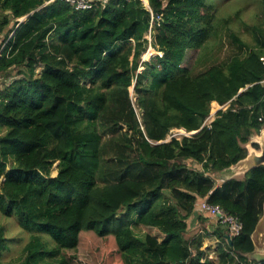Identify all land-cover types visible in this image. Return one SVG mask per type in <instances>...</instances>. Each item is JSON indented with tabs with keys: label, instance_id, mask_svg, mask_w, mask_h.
Instances as JSON below:
<instances>
[{
	"label": "trees",
	"instance_id": "16d2710c",
	"mask_svg": "<svg viewBox=\"0 0 264 264\" xmlns=\"http://www.w3.org/2000/svg\"><path fill=\"white\" fill-rule=\"evenodd\" d=\"M146 1L76 10L62 0H0V215L55 245L33 235L10 264H69L64 251L87 232L112 238L102 264L251 263L264 166L219 184L211 174L246 158L263 127L264 24L252 45L230 33L235 55L193 74L186 52H205L230 19L206 0ZM148 46L156 55L142 61ZM224 104L203 126L210 106ZM174 128L195 133L165 141ZM203 200L242 225L230 242L214 231L216 263L202 234L185 237L195 217L209 216ZM4 241L0 228V255Z\"/></svg>",
	"mask_w": 264,
	"mask_h": 264
},
{
	"label": "rangeland",
	"instance_id": "374dc122",
	"mask_svg": "<svg viewBox=\"0 0 264 264\" xmlns=\"http://www.w3.org/2000/svg\"><path fill=\"white\" fill-rule=\"evenodd\" d=\"M206 3L208 5L217 6L218 16L224 19L229 18L230 20L227 25L219 27L218 33L220 37L214 44L213 42L210 43L205 52L202 54L199 50H188L186 52L183 66L188 67L193 74H198L204 71L212 63L227 61L235 55L237 47L229 37L230 33L237 34L243 42L252 45L253 35L256 29L264 24V16L259 0H206ZM235 13H237V16ZM21 20H23V18L19 19V21ZM147 38L149 39V35H147ZM154 55H156L155 50L151 46H148L147 50L142 55V61H147ZM129 93L137 117L140 120L141 111L135 105V95L132 86L129 88ZM227 107L228 104L216 107L211 105L207 122H210L213 118H215V114L219 110H225ZM207 122L206 124H209ZM203 124L205 125V122H203ZM184 133L190 135V132L187 133L184 129H178L173 132L169 131L166 138H169L171 134L179 135L181 137ZM259 134L260 133L254 134L253 138L258 137ZM253 138H251V141ZM251 148V144H248V150ZM187 164L195 168H200V165L193 162H187ZM55 166L56 164L52 167V176L57 174ZM231 175V171L211 174L216 184L221 183V181L229 177L237 179L243 178V173H235L232 176ZM198 220H201V223L199 222L200 226L195 224V228L193 229L192 224L188 232L185 234V237L191 239L197 234H202L204 236L202 250H205L208 257L216 263L217 259L214 251L218 245V241L213 233L216 229H221L223 227L214 220H207L202 216H198ZM0 228L3 229V238L5 240L4 249L0 255V261L3 264H10L19 261V259L23 256L22 251L24 246L29 242L33 235L40 236L41 239L47 243L48 249L55 247L49 234L46 232H27L20 227L16 217H5L0 215ZM199 229L202 231H199ZM145 232L161 237V234L158 233L156 229H135V233L139 236ZM79 239V244L76 250L64 251V255L68 258L69 264H102L101 258L108 256L111 251H114V248H111V246L114 247L111 237L103 239L99 238L92 232H87L82 233ZM253 257V255L246 256V258L251 262L250 264L253 263Z\"/></svg>",
	"mask_w": 264,
	"mask_h": 264
},
{
	"label": "water",
	"instance_id": "95a60500",
	"mask_svg": "<svg viewBox=\"0 0 264 264\" xmlns=\"http://www.w3.org/2000/svg\"><path fill=\"white\" fill-rule=\"evenodd\" d=\"M146 7H148V3L145 0H141ZM242 92V90H240ZM195 132H192L194 134ZM259 136L251 138L252 141L248 144H251L252 148L248 150V144L246 145V148L248 150V154L246 158L236 163L234 166H231L227 170L223 171H231L232 175L235 173H245L248 170L258 167V166H264V128H262L259 132ZM256 145L257 147H255ZM231 175V176H232ZM230 178V177H229ZM228 242L231 241L229 237H226ZM251 240L254 245V251L250 253L249 255H253L254 258L257 261L264 260V204H263V211L262 215L259 218L252 234H251Z\"/></svg>",
	"mask_w": 264,
	"mask_h": 264
},
{
	"label": "built area",
	"instance_id": "2783aa9c",
	"mask_svg": "<svg viewBox=\"0 0 264 264\" xmlns=\"http://www.w3.org/2000/svg\"><path fill=\"white\" fill-rule=\"evenodd\" d=\"M62 1L73 6L76 10H86V9L91 8V6H92L91 0H62ZM259 60H260L261 64L264 66V55H262L259 58ZM208 118H209V116L206 117V119L204 120L205 125H209L212 122V120L214 119L213 118L210 122H207ZM261 120L264 123V115L261 117ZM206 122L209 124H206ZM203 126H204V124H203ZM262 128H264V126ZM177 130L178 129L174 128L173 130L171 129L170 131L173 132V131H177ZM190 135H187L186 133H184L181 137L190 136ZM181 137L179 135H172L171 134V136L169 138H166L165 141H170L172 138H176L179 140V139H181ZM198 204H199L200 210L203 213L208 214L211 218L214 219L215 222H217L218 224L225 227V234L227 235V237L232 238V237L239 235V233L242 229V225L236 217H234L230 214H227L218 205L208 204L204 200L200 201Z\"/></svg>",
	"mask_w": 264,
	"mask_h": 264
},
{
	"label": "crops",
	"instance_id": "0c3cea01",
	"mask_svg": "<svg viewBox=\"0 0 264 264\" xmlns=\"http://www.w3.org/2000/svg\"><path fill=\"white\" fill-rule=\"evenodd\" d=\"M199 216L201 217H204V218H206L207 220H213L211 217H209V216H207V215H204V214H199ZM199 222L201 223V220H198V216L197 217H195L193 220H192V224H193V229L195 228V224H197L198 226H200L199 225ZM223 229H225V227H223ZM247 255H249V254H246V256ZM255 261H257L254 257H253V262H255Z\"/></svg>",
	"mask_w": 264,
	"mask_h": 264
},
{
	"label": "clouds",
	"instance_id": "9594fccd",
	"mask_svg": "<svg viewBox=\"0 0 264 264\" xmlns=\"http://www.w3.org/2000/svg\"><path fill=\"white\" fill-rule=\"evenodd\" d=\"M217 104H218V103H217ZM216 114H217V113H216ZM215 116H216V115H215ZM207 117H208V116H207ZM213 120H214V119H213ZM213 120H212V121H213ZM188 133H189V132H188ZM190 134L192 135V132H190ZM230 239H231V238H230Z\"/></svg>",
	"mask_w": 264,
	"mask_h": 264
},
{
	"label": "bare ground",
	"instance_id": "6f19581e",
	"mask_svg": "<svg viewBox=\"0 0 264 264\" xmlns=\"http://www.w3.org/2000/svg\"><path fill=\"white\" fill-rule=\"evenodd\" d=\"M145 1V0H144ZM149 58V57H148ZM211 117V116H210ZM211 119V118H210ZM192 136V135H191Z\"/></svg>",
	"mask_w": 264,
	"mask_h": 264
}]
</instances>
